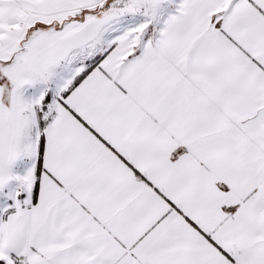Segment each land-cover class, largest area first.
<instances>
[{
    "label": "snow or ice",
    "instance_id": "obj_1",
    "mask_svg": "<svg viewBox=\"0 0 264 264\" xmlns=\"http://www.w3.org/2000/svg\"><path fill=\"white\" fill-rule=\"evenodd\" d=\"M0 264H264V0H0Z\"/></svg>",
    "mask_w": 264,
    "mask_h": 264
}]
</instances>
